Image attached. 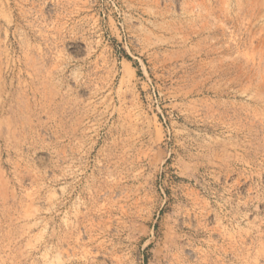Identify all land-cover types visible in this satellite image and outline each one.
Wrapping results in <instances>:
<instances>
[{"label":"rangeland","instance_id":"374dc122","mask_svg":"<svg viewBox=\"0 0 264 264\" xmlns=\"http://www.w3.org/2000/svg\"><path fill=\"white\" fill-rule=\"evenodd\" d=\"M0 264H264V0H0Z\"/></svg>","mask_w":264,"mask_h":264}]
</instances>
